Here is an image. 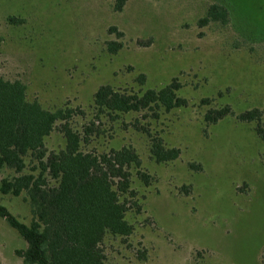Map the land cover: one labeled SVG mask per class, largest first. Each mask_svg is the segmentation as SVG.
<instances>
[{
  "label": "rangeland",
  "instance_id": "1",
  "mask_svg": "<svg viewBox=\"0 0 264 264\" xmlns=\"http://www.w3.org/2000/svg\"><path fill=\"white\" fill-rule=\"evenodd\" d=\"M221 2L235 16L200 27L208 6ZM114 5L0 0V77L24 83L27 100L44 109H81L84 115L71 120L77 129L91 118L92 97L102 85L120 92L160 89L173 79L180 85L176 95L186 106L160 110L157 119L147 113L139 123L165 147L179 149L175 161L151 159L148 138L125 124L140 114L105 120V134L84 147L131 146L154 178L149 187L133 178L140 213L126 215L129 237L106 235L107 264H264V140L254 123L203 120L206 110L224 106L236 114L264 109V0H125L121 11ZM9 17L23 23L10 24ZM112 42L122 44L113 54L107 51ZM202 99L211 101L202 105ZM57 126L44 140L48 151L64 147ZM24 161V173L36 174L34 158ZM14 176L0 169V181ZM26 200L25 193H0V205L24 224L31 220ZM25 247L0 218V264H23L15 251Z\"/></svg>",
  "mask_w": 264,
  "mask_h": 264
},
{
  "label": "trees",
  "instance_id": "2",
  "mask_svg": "<svg viewBox=\"0 0 264 264\" xmlns=\"http://www.w3.org/2000/svg\"><path fill=\"white\" fill-rule=\"evenodd\" d=\"M221 3L208 6L205 17L198 21L200 27L209 22L226 24L231 13L235 16L225 2ZM124 4L125 0H115L114 10L121 11ZM8 21L13 25L23 23L14 17ZM116 35L122 36L117 32ZM121 48V43L112 42L107 51L113 54ZM136 79L143 85L144 75L139 74ZM179 89L176 79L160 89L141 92H120L102 85L92 97L93 116L77 129L71 120L75 115H84L81 109H44L36 101L27 100L24 83L0 77V169L15 173L10 180L0 181V193L13 197L25 193L31 220L24 224L2 205L0 218L25 241L26 247L15 251L23 264H107L102 247L106 235L129 237L133 226L126 215L132 211L140 213V199L131 188L133 178L144 187L152 185L154 178L142 170L141 159L131 146L103 152L84 147L91 139L105 134V120L113 122L123 115L140 114V119L125 124L148 138L151 159L159 164L175 161L179 149L165 147L160 137L152 136L139 123L147 113L157 119L160 110L169 112L186 106V100L176 95ZM210 101L202 99L201 104ZM226 116L241 123H254L255 134L264 140V109L236 114L224 106L206 110L203 120L206 125H213ZM57 123L64 147L48 151L44 140ZM28 155L36 162V174L24 173V158ZM189 167L199 169L194 164ZM50 181L55 183L50 185Z\"/></svg>",
  "mask_w": 264,
  "mask_h": 264
}]
</instances>
